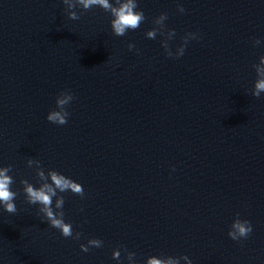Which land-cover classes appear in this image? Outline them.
<instances>
[{"label":"water","instance_id":"95a60500","mask_svg":"<svg viewBox=\"0 0 264 264\" xmlns=\"http://www.w3.org/2000/svg\"><path fill=\"white\" fill-rule=\"evenodd\" d=\"M206 1L137 0L145 22L117 37L99 7H77L80 19L70 20L62 0H0V167L12 166L19 193L16 214L0 208V264H134L124 249H137L150 173L191 39L174 57ZM161 14L165 28L153 23ZM153 27L157 36L148 39ZM66 90L75 99L59 126L47 115ZM28 159L82 185L84 198L60 194L79 240L64 238L26 203L20 180L39 187ZM93 238L103 247L81 251Z\"/></svg>","mask_w":264,"mask_h":264},{"label":"clouds","instance_id":"9594fccd","mask_svg":"<svg viewBox=\"0 0 264 264\" xmlns=\"http://www.w3.org/2000/svg\"><path fill=\"white\" fill-rule=\"evenodd\" d=\"M65 5V11L70 20L80 19V15L74 10L79 7L82 12L90 11L93 7H99L104 12L109 13L111 16L110 26L113 35L117 37H123L129 31H135L145 22V15L142 10H138L137 0H62ZM178 11L183 13L185 9L181 6L178 7ZM82 14V13H81ZM167 14H161L157 17L153 23L155 25H163L167 20ZM167 35L173 38L174 31H167ZM163 35L164 33H160ZM157 36V29L153 27L152 30L146 33L148 39H155ZM196 35L193 33L187 34L183 37V43L181 47L177 49L174 58L183 56L185 47L190 39H196ZM260 40H255L254 45H259ZM135 46L129 44L128 48L131 51ZM166 54L169 57H173V53L170 51L167 44L163 46ZM257 79L254 82L251 94L253 97L260 98L264 93V56L260 57L259 63L254 64ZM75 99L74 95L70 91L61 92L56 98V109L47 115V120L50 123L63 126L68 122L70 113L66 110L67 106ZM35 165V167H33ZM27 166L34 168L36 179L39 187L34 186L27 179H21L20 184L23 186V194L26 203L29 205H37L38 212L41 214L44 221L48 223L51 228H54L60 232L64 238H72L79 240L82 233H73L71 223H66L63 211L65 200L62 193L71 192L73 195L84 198L85 192L81 184L73 181L56 170H48L47 173L43 169L39 160L28 159ZM13 171L11 165L6 167H0V208H2L8 214H16L17 206L15 200L17 199L18 192L12 190V185L15 180L12 175H9ZM55 203L53 207V201ZM253 229L250 221L241 220L239 214H237L233 223L231 224L228 232V237L233 241H240L247 239L252 233ZM103 247V241L100 239H89L87 245L81 244L80 248L83 252H88L90 248ZM126 259H135V253L127 252ZM121 253L117 250L113 251V259L120 260ZM179 259H184L187 264H192L191 260L187 256L181 257H157L150 256L146 259V264H179Z\"/></svg>","mask_w":264,"mask_h":264}]
</instances>
